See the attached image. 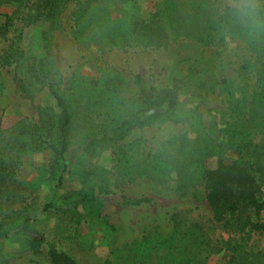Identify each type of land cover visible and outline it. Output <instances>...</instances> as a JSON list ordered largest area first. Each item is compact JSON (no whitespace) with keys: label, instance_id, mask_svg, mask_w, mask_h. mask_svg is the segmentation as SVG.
I'll use <instances>...</instances> for the list:
<instances>
[{"label":"rangeland","instance_id":"374dc122","mask_svg":"<svg viewBox=\"0 0 264 264\" xmlns=\"http://www.w3.org/2000/svg\"><path fill=\"white\" fill-rule=\"evenodd\" d=\"M33 2L0 0V151L27 193L15 215L20 220L39 211L34 228L44 232L45 242L39 250H29L14 235L1 248L0 264H52L53 249L77 264H125L128 245L146 231L170 235L172 216L179 211L202 223L213 240H240L243 234L215 222L203 184L191 178L199 162L184 157L177 170L172 163L179 145L185 146L181 155H190L199 137L211 134L218 143L223 136H235L226 123L238 117H230L239 109L235 88L245 82L251 90L257 87L256 72L247 62H264V29L247 32L232 24L227 0H69L53 47L58 71L53 78L74 112L67 167L58 184L50 149L18 152L19 141L15 149L9 144L18 134L28 141L40 136L49 141L61 113L47 84L30 78V61L45 55L44 32L51 31L49 22H35ZM257 3L264 15V0ZM103 10L113 32L104 49L98 26ZM138 24L142 34L132 35ZM142 24L166 30L168 43L138 44L151 38ZM174 75H187L191 85L179 95L172 117L154 116L132 128L130 113L140 88L169 85ZM223 79L232 81V93L217 83ZM41 121L44 127L34 132L33 125ZM250 122L260 125L256 119ZM262 128L254 130L256 139L264 137ZM211 154L204 159L207 167L239 157L226 146H216ZM259 184L264 194V177ZM82 197L84 202L71 212L56 207ZM258 220L264 223V210ZM246 249L260 255L257 264H264V233L251 232ZM229 259L228 251L216 250L205 264H230Z\"/></svg>","mask_w":264,"mask_h":264},{"label":"trees","instance_id":"16d2710c","mask_svg":"<svg viewBox=\"0 0 264 264\" xmlns=\"http://www.w3.org/2000/svg\"><path fill=\"white\" fill-rule=\"evenodd\" d=\"M19 4H24L28 0H15ZM69 0H34L32 4L33 18L35 22L47 21L51 24V31H45V44L42 47L45 55L41 58H32L30 64L31 77L36 81L46 83L49 92L56 99L58 107L61 109L59 117L55 120V135L48 136L50 140L36 137L30 141L21 139L17 135V140L10 138L9 144L15 149L14 142L19 141L18 152L27 149L42 151L50 149L52 152L53 167L59 173L58 184L61 183L63 172L66 170L65 153L71 146V132L74 126V112L72 110L69 98L61 91L60 82L53 78L56 73V64L54 61V32L60 29V16L64 6ZM88 8V7H85ZM108 13L103 10L98 26L101 33V47L107 48L112 42L113 35L110 26H107L106 20ZM136 25L131 30L132 35H139L142 32ZM153 40L137 41L138 44L148 47H163L168 43V32L160 30L154 26L142 24V27ZM124 46H129L125 44ZM256 64L250 63L247 67L256 72V88L251 90L246 86H237L235 90L240 93L237 98L236 108L238 111H232L238 117L233 121H227L229 132L235 136H226L216 143V139L211 134L199 137L193 147L190 155L182 154L184 144L179 145L175 151L173 159V168L176 170L181 160L192 159L199 162L194 175L191 178H198L203 184L206 192V199L212 209L215 222L221 224L226 229L243 234L240 240L236 241H218L213 240L207 232L205 226L190 218L186 212H176L172 216L173 231L170 235H163L159 230L155 232H145L139 241H134L128 245L129 253L123 258L125 264H205L207 259L214 251L226 250L230 254V264H257L258 254L253 255L246 247L251 232L261 231L264 233V223L258 220L261 212L264 210V194L259 182L264 177V137L256 139L254 131L260 126L264 127V62L255 60ZM244 67L242 64L241 68ZM224 85L223 89L232 93V81L223 79L220 82ZM191 81H188L187 75H174L171 82L166 86H146L141 87L135 100V108L132 109L129 118L132 119V128L146 125L151 117L159 116L169 119L179 105V95L186 93ZM162 108V112L149 114L153 109ZM249 113V114H248ZM249 115L251 120L247 121L244 117ZM226 113L224 111L225 117ZM129 118H127L129 120ZM42 119V117L40 118ZM256 119L260 125H253L250 121ZM125 122L127 123L125 118ZM124 123V124H126ZM247 124V125H246ZM44 121L41 125L34 124V132L44 127ZM228 127V126H227ZM256 127V128H255ZM264 132V128H262ZM1 115H0V134L2 137ZM222 131L229 133L226 129ZM36 135V134H35ZM14 140V141H13ZM201 140V141H200ZM3 142V139H0ZM30 145L26 148L25 145ZM47 145V146H46ZM218 146L234 149L239 154L233 163H224L219 160L216 166L207 167L205 158L211 157V150ZM184 155V156H183ZM182 168V167H181ZM182 171L177 172L179 176ZM14 171L8 164L5 153L0 151V251L5 241L14 235H19L25 249L37 251L45 242V234L39 229H35L36 221L39 218V211L34 214L24 215L22 219L15 215L19 210L16 205L19 203L21 208L27 199L25 188L20 186L21 182L15 180ZM20 184V185H19ZM80 196V193H77ZM84 197L80 200H74L66 206H56L58 209L66 211L76 207L80 202H84ZM139 200L138 202L146 201ZM51 203L45 204L43 210H50ZM49 259L52 264H77V262L64 252L51 250Z\"/></svg>","mask_w":264,"mask_h":264},{"label":"clouds","instance_id":"9594fccd","mask_svg":"<svg viewBox=\"0 0 264 264\" xmlns=\"http://www.w3.org/2000/svg\"><path fill=\"white\" fill-rule=\"evenodd\" d=\"M229 20L241 30L253 32L264 29V15L257 0H227Z\"/></svg>","mask_w":264,"mask_h":264}]
</instances>
